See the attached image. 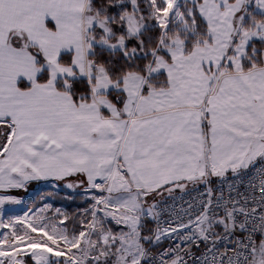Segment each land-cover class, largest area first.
Listing matches in <instances>:
<instances>
[{
  "label": "snow or ice",
  "instance_id": "1",
  "mask_svg": "<svg viewBox=\"0 0 264 264\" xmlns=\"http://www.w3.org/2000/svg\"><path fill=\"white\" fill-rule=\"evenodd\" d=\"M0 264H264V0H0Z\"/></svg>",
  "mask_w": 264,
  "mask_h": 264
},
{
  "label": "rangeland",
  "instance_id": "2",
  "mask_svg": "<svg viewBox=\"0 0 264 264\" xmlns=\"http://www.w3.org/2000/svg\"><path fill=\"white\" fill-rule=\"evenodd\" d=\"M57 191L59 193L58 195H55L52 198L45 200L44 202L53 204L54 208L61 207L66 209L64 205L65 192L63 191L62 187L61 189L57 190L53 185L45 181H33L28 185L26 191L10 190L9 194L22 197L23 202L26 203L28 206H32L35 203L39 207L41 206L40 200L42 197L46 196L49 192H57ZM10 207H20V206L12 205ZM24 210H26V208Z\"/></svg>",
  "mask_w": 264,
  "mask_h": 264
},
{
  "label": "crops",
  "instance_id": "3",
  "mask_svg": "<svg viewBox=\"0 0 264 264\" xmlns=\"http://www.w3.org/2000/svg\"><path fill=\"white\" fill-rule=\"evenodd\" d=\"M68 195H72V193L68 192ZM64 205L67 211L72 212L75 211L76 208H83L86 205L81 202V198L79 194H77L76 199L74 201L65 200Z\"/></svg>",
  "mask_w": 264,
  "mask_h": 264
},
{
  "label": "water",
  "instance_id": "4",
  "mask_svg": "<svg viewBox=\"0 0 264 264\" xmlns=\"http://www.w3.org/2000/svg\"><path fill=\"white\" fill-rule=\"evenodd\" d=\"M71 193V191H69Z\"/></svg>",
  "mask_w": 264,
  "mask_h": 264
}]
</instances>
